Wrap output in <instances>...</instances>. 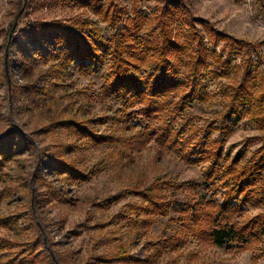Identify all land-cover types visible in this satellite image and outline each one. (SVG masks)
<instances>
[{
	"label": "rangeland",
	"instance_id": "obj_1",
	"mask_svg": "<svg viewBox=\"0 0 264 264\" xmlns=\"http://www.w3.org/2000/svg\"><path fill=\"white\" fill-rule=\"evenodd\" d=\"M99 1L106 5L109 0ZM182 1L194 17L215 29L260 45L263 61L251 56L259 87V75L264 74V0ZM82 2L0 0V141L21 134L33 143L28 151H11L13 143L9 150H2L0 143V264H51L46 257L49 254L56 264V256L62 264H264V237L246 249L233 242L213 246L191 235L182 243L167 245L166 240L181 229L172 201L189 206L202 201L221 204L224 190L205 183L207 164L189 165L152 140L137 144L131 139L145 128V122L127 116L139 106L102 96L109 56L103 64L74 62L61 72L52 69L54 61L41 51H52L50 44L26 45L30 69L24 71L25 65L19 66L15 53H7V35L19 39L14 28L18 26V32L34 20L74 24L77 32L86 23L97 28L102 37L109 36L106 24ZM115 2L127 18L134 11L152 18L162 5L160 0ZM197 28L202 32L200 25ZM215 52L217 58L220 48ZM178 56L182 60L178 79L187 81L186 56ZM244 61V53L234 49L224 76L215 78L212 73L219 64L210 58V66L192 81L198 98L180 113L175 128L181 129L185 123L187 130L212 126L209 140L223 138L224 153L230 150V158L245 148L246 162L261 146L262 133L250 115L231 122L228 133L217 130L224 120L223 93L240 79ZM131 62L140 64L137 58ZM147 71L142 67L138 73ZM27 86L35 91L29 92ZM167 108L175 110V105L172 102ZM63 121L77 122L82 128L62 127L58 122ZM88 131L96 134L95 140ZM53 159L71 166L78 175L54 173V165L46 169L44 164ZM152 185L158 186L156 194L169 202L165 215L143 209L149 204L135 193ZM119 193L121 199L107 201ZM262 210V206H245L235 222H245ZM41 254L45 256L38 259Z\"/></svg>",
	"mask_w": 264,
	"mask_h": 264
},
{
	"label": "trees",
	"instance_id": "obj_2",
	"mask_svg": "<svg viewBox=\"0 0 264 264\" xmlns=\"http://www.w3.org/2000/svg\"><path fill=\"white\" fill-rule=\"evenodd\" d=\"M160 1L162 5L157 8L152 18L136 11L127 18L125 10L115 0H109L106 5L99 0H83L82 6H90L98 20L106 24L110 31L109 36L102 37L97 28L86 23L81 26L82 30L77 32L74 24L57 20H34L18 32V26L14 28V33L20 35V40L14 35L11 38L7 35V53H15L19 66L24 68L25 65L24 71L30 69V66H26V45L50 44L52 51L40 50L44 51L48 59L54 61L52 69L55 67V71L61 72L66 71L74 62L103 64L105 57L109 56L110 65L100 90L102 96L123 101L130 107L139 106L137 111L130 112L127 116L140 117L145 122V128L140 129L131 139L137 144L140 140L143 143L152 140L164 151L175 152L189 165L207 164L205 183L214 189L224 190L221 204L202 201L189 206L172 201L173 205L175 204L174 209L179 213L175 220L180 222L181 229L176 237L174 236L177 239L166 240L167 245L174 241L182 243L186 236L191 235L200 242L213 246L221 247L227 242H233L240 244V249H246L264 237V74L259 75L260 84L256 87L257 76L252 70L251 60V56L255 55L257 60L262 62L263 53L260 45L219 31L206 20L194 17L182 0ZM197 25L202 27V32ZM217 48H220L221 54L214 58ZM234 49L244 53L245 61L241 65L240 79L228 92L223 93L224 120L217 130L228 133L231 122L241 119L244 115H250L256 128L262 133L259 138L261 146L246 162H243L245 148L230 158V150L224 153L223 138L209 140L212 126H209L208 130H187L188 123H185L181 129L175 128L180 113L198 98L192 81L201 74L202 69L210 66V58L219 64V69L212 75L215 78L224 76L223 69L228 67ZM180 53L186 56L183 65L187 72V81L178 79L182 65V60L178 58ZM135 58L140 60L139 65L132 64L131 61ZM6 60L9 63L10 58L7 56ZM142 67L148 69L143 75L138 73ZM189 85L190 90L187 92ZM27 89L29 92L35 91L29 86ZM172 102L175 110L167 108ZM58 123H62V127L71 125L82 128L77 122ZM198 132L202 133L201 137ZM88 133L93 137L92 140H95L96 134L90 131ZM250 141L251 139L246 140L248 145ZM31 142L32 140L21 134H10L8 138L0 141L2 150H9L13 143L11 151H28L33 147ZM44 165H47L46 169L54 165V173L78 175L71 166L55 159L52 163ZM157 187L152 185L142 192L134 191L143 197L144 203L149 204L143 209L163 214L166 211L165 205H169V202H165V198L156 194ZM122 197L123 194L119 193L107 201L113 203ZM245 206H262L263 210L245 222L236 223V216ZM34 220L33 224L39 230L38 223L35 218ZM35 240L37 241V238ZM27 251L30 253L31 249ZM119 251L123 254L122 257H125L122 248ZM43 256L45 254H41L38 259H43ZM46 257L51 264H56L50 254ZM56 261L62 264L57 256Z\"/></svg>",
	"mask_w": 264,
	"mask_h": 264
}]
</instances>
